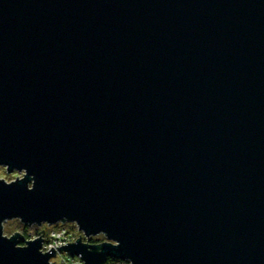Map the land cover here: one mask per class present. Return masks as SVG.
Wrapping results in <instances>:
<instances>
[{
    "label": "water",
    "instance_id": "95a60500",
    "mask_svg": "<svg viewBox=\"0 0 264 264\" xmlns=\"http://www.w3.org/2000/svg\"><path fill=\"white\" fill-rule=\"evenodd\" d=\"M0 166V264H264V0H0Z\"/></svg>",
    "mask_w": 264,
    "mask_h": 264
},
{
    "label": "rangeland",
    "instance_id": "374dc122",
    "mask_svg": "<svg viewBox=\"0 0 264 264\" xmlns=\"http://www.w3.org/2000/svg\"><path fill=\"white\" fill-rule=\"evenodd\" d=\"M21 175L20 171H10V172H6L5 167L4 166H0V178H2L5 182L8 181H12L15 178H18V176ZM55 224V223H53ZM26 224L22 223L21 221L17 220V219H9V220H3L2 224H1V232L2 235H4L5 237H10L11 234H13V232H18L20 235H22V230L25 228L26 231V240L32 239L33 237H35L37 235V232L39 230H43L39 231V233L41 234H45L47 233L48 229L51 228L52 225H48L44 222H42V224L40 225H36L34 223H32L31 225H26ZM64 226H66L68 229H70V234H71V241H75V238L78 237V234L80 236V238L82 239L83 242H86V238L82 235L81 231H79L76 228V225L73 222L70 221H64ZM93 239H98V242H102L104 240H106V238H104V236L101 233H97V235H93L90 236ZM20 239V237L18 238ZM49 263L53 262V264H82V261H80V259L78 257H70L67 255V253H63V252H59L56 251V253L54 254L53 257H51L49 260ZM103 264H129V261L126 259H114L112 258L111 260H109L108 263H103Z\"/></svg>",
    "mask_w": 264,
    "mask_h": 264
},
{
    "label": "built area",
    "instance_id": "2783aa9c",
    "mask_svg": "<svg viewBox=\"0 0 264 264\" xmlns=\"http://www.w3.org/2000/svg\"><path fill=\"white\" fill-rule=\"evenodd\" d=\"M70 229L64 226V222H57L48 229L47 233H38L35 237L40 235L42 237V246L41 251H46L50 247L53 250L57 251L55 246H61L65 244V242H72L71 241V234ZM100 243V242H97Z\"/></svg>",
    "mask_w": 264,
    "mask_h": 264
},
{
    "label": "trees",
    "instance_id": "16d2710c",
    "mask_svg": "<svg viewBox=\"0 0 264 264\" xmlns=\"http://www.w3.org/2000/svg\"><path fill=\"white\" fill-rule=\"evenodd\" d=\"M24 226H26V225H24ZM22 231H23L22 232V237H21V239H19L17 241L19 245H23L25 243L24 241L26 240V239H24V238H26V236H25L26 235L25 228ZM86 242H88V243H97L98 242V239L96 240V239H93L92 237H88V238H86ZM111 259H112V257L106 258V261L104 263H108L109 260H111Z\"/></svg>",
    "mask_w": 264,
    "mask_h": 264
}]
</instances>
